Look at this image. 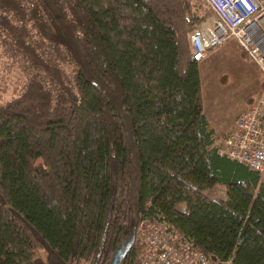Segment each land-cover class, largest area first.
<instances>
[{"label":"trees","instance_id":"1","mask_svg":"<svg viewBox=\"0 0 264 264\" xmlns=\"http://www.w3.org/2000/svg\"><path fill=\"white\" fill-rule=\"evenodd\" d=\"M210 13L0 0V29L36 71L0 99V264H109L119 248L118 264H138L134 230L121 241L144 214L215 260L264 264V183L218 152L203 112L189 35Z\"/></svg>","mask_w":264,"mask_h":264},{"label":"built area","instance_id":"2","mask_svg":"<svg viewBox=\"0 0 264 264\" xmlns=\"http://www.w3.org/2000/svg\"><path fill=\"white\" fill-rule=\"evenodd\" d=\"M211 15L189 35L196 61L233 37L260 73V89L235 116L218 152L257 171L264 183V0H203ZM138 264H233L215 260L166 220L146 214L134 225Z\"/></svg>","mask_w":264,"mask_h":264},{"label":"rangeland","instance_id":"3","mask_svg":"<svg viewBox=\"0 0 264 264\" xmlns=\"http://www.w3.org/2000/svg\"><path fill=\"white\" fill-rule=\"evenodd\" d=\"M203 5L207 6L204 1ZM31 31L32 38L43 44L44 41L34 29ZM239 48L235 39L229 37L198 61L203 112L210 125L217 130L216 143H221L235 116L246 105L247 97L256 95L260 89L258 68L250 58L241 55ZM61 65L69 74L70 66L66 62ZM35 72L25 55L0 29V99L18 91L20 85ZM40 76L51 86L46 74ZM131 224L129 232L121 241L122 246L130 240L134 221ZM82 264L90 263L85 261Z\"/></svg>","mask_w":264,"mask_h":264},{"label":"water","instance_id":"4","mask_svg":"<svg viewBox=\"0 0 264 264\" xmlns=\"http://www.w3.org/2000/svg\"><path fill=\"white\" fill-rule=\"evenodd\" d=\"M133 229H134V227H133ZM120 252H121V248H119V250L116 253H114L112 259L109 262V264H118L119 263Z\"/></svg>","mask_w":264,"mask_h":264},{"label":"crops","instance_id":"5","mask_svg":"<svg viewBox=\"0 0 264 264\" xmlns=\"http://www.w3.org/2000/svg\"><path fill=\"white\" fill-rule=\"evenodd\" d=\"M259 71V70H258ZM254 96V95H253ZM252 95H250V96H248L247 97V99H249V97H250V99L253 97ZM249 100H247V102H248ZM205 114V113H204ZM206 116V115H205ZM206 118H207V116H206ZM207 121H208V119H207ZM208 123H209V121H208ZM209 126L210 127H212L211 125H210V123H209ZM213 128V127H212ZM214 129V128H213ZM214 132H215V136H217V130L216 129H214ZM215 142H216V139H215ZM219 144V143H218Z\"/></svg>","mask_w":264,"mask_h":264}]
</instances>
